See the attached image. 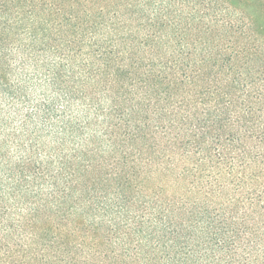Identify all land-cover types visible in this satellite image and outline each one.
I'll return each mask as SVG.
<instances>
[{
	"label": "trees",
	"instance_id": "1",
	"mask_svg": "<svg viewBox=\"0 0 264 264\" xmlns=\"http://www.w3.org/2000/svg\"><path fill=\"white\" fill-rule=\"evenodd\" d=\"M257 0H0V264H264Z\"/></svg>",
	"mask_w": 264,
	"mask_h": 264
},
{
	"label": "rangeland",
	"instance_id": "2",
	"mask_svg": "<svg viewBox=\"0 0 264 264\" xmlns=\"http://www.w3.org/2000/svg\"><path fill=\"white\" fill-rule=\"evenodd\" d=\"M257 4H260L259 7L264 11V0H257Z\"/></svg>",
	"mask_w": 264,
	"mask_h": 264
}]
</instances>
